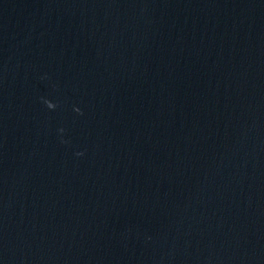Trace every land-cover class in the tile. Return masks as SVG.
<instances>
[{"label":"water","instance_id":"95a60500","mask_svg":"<svg viewBox=\"0 0 264 264\" xmlns=\"http://www.w3.org/2000/svg\"><path fill=\"white\" fill-rule=\"evenodd\" d=\"M0 264H264V0H0Z\"/></svg>","mask_w":264,"mask_h":264},{"label":"clouds","instance_id":"9594fccd","mask_svg":"<svg viewBox=\"0 0 264 264\" xmlns=\"http://www.w3.org/2000/svg\"><path fill=\"white\" fill-rule=\"evenodd\" d=\"M45 103L47 104L48 108L50 109H55L56 108V104L52 103L51 101H45ZM77 111H80L79 109H77ZM61 131H63V129H61ZM78 155H83V153H78Z\"/></svg>","mask_w":264,"mask_h":264}]
</instances>
